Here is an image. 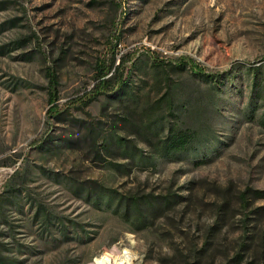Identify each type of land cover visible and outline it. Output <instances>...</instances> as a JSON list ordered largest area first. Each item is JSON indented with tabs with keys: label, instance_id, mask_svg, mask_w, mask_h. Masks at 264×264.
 I'll return each instance as SVG.
<instances>
[{
	"label": "rangeland",
	"instance_id": "1",
	"mask_svg": "<svg viewBox=\"0 0 264 264\" xmlns=\"http://www.w3.org/2000/svg\"><path fill=\"white\" fill-rule=\"evenodd\" d=\"M123 252L264 264V0H0V264Z\"/></svg>",
	"mask_w": 264,
	"mask_h": 264
},
{
	"label": "trees",
	"instance_id": "2",
	"mask_svg": "<svg viewBox=\"0 0 264 264\" xmlns=\"http://www.w3.org/2000/svg\"><path fill=\"white\" fill-rule=\"evenodd\" d=\"M47 79H48V106L49 109L47 111V117L48 119H55L60 122V116L62 115V112L59 110L58 107V93H57V77L54 72L48 71L47 72ZM119 88L121 84L117 85ZM114 90L113 85L110 84V81L105 79V73L104 72H98L94 79L93 88L91 91H89V94L87 96L88 102L95 100L98 96L106 94L107 92H110ZM77 101L86 102L83 100L82 97L78 98ZM187 142L186 138L183 136L181 139H175V141H172V146L178 147L181 144H185Z\"/></svg>",
	"mask_w": 264,
	"mask_h": 264
},
{
	"label": "bare ground",
	"instance_id": "3",
	"mask_svg": "<svg viewBox=\"0 0 264 264\" xmlns=\"http://www.w3.org/2000/svg\"><path fill=\"white\" fill-rule=\"evenodd\" d=\"M126 252H123L121 258H118V263L117 264H131V259ZM109 259L106 257H102L101 259L97 260V264H109Z\"/></svg>",
	"mask_w": 264,
	"mask_h": 264
}]
</instances>
